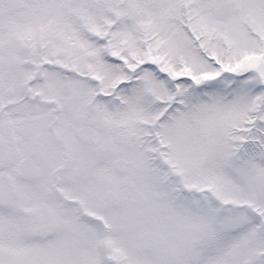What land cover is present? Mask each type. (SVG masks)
Masks as SVG:
<instances>
[{"label": "snow or ice", "instance_id": "1", "mask_svg": "<svg viewBox=\"0 0 264 264\" xmlns=\"http://www.w3.org/2000/svg\"><path fill=\"white\" fill-rule=\"evenodd\" d=\"M0 264H264V0H0Z\"/></svg>", "mask_w": 264, "mask_h": 264}]
</instances>
